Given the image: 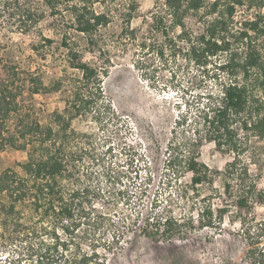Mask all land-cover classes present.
<instances>
[{
    "label": "trees",
    "instance_id": "obj_1",
    "mask_svg": "<svg viewBox=\"0 0 264 264\" xmlns=\"http://www.w3.org/2000/svg\"><path fill=\"white\" fill-rule=\"evenodd\" d=\"M114 1L0 0V23L8 18L11 27L14 24L24 36L31 35L28 48L41 61L52 57L55 49L62 50L67 67L78 73L68 75L64 69L63 77L49 87L40 67L31 70L4 59L6 47L0 39V151L9 147L24 152L26 157L19 165L20 173L9 169L0 173V195L5 198V202H0V253L8 250L7 257L16 254V259L11 256L8 264H21L23 259L27 264H104L106 255L99 256L95 246L89 252L80 243L76 250L69 249L74 247L73 228L64 223L77 215L75 211L81 207L77 202L85 189L73 188V184L68 188L65 182H75L72 173L75 132L71 122L80 112L93 108L91 97L101 95L100 73H106L102 67L83 60L73 35L83 36L89 52L104 53L99 44L105 36L101 30L112 22L114 10L121 11L119 7H111ZM95 4H103L105 9L97 11ZM137 5L136 0H124L120 16L125 25L116 36L118 39L134 40L137 30L130 23ZM160 5L149 12L145 23L149 31L168 39L169 44L164 46L172 54L177 43L182 42L186 47L180 51L198 68L222 56L215 63L224 75L219 81V91L208 95L194 134H199L201 128L207 141L231 158L224 165L209 168L193 155L180 160L169 157L164 181L159 182L142 232L155 238L160 230L161 237L168 240L185 231L218 228L226 216L234 214L248 244H259L260 239L264 242V217L261 220L255 217L257 209L264 208L263 175L240 157L245 150L244 139L251 137L264 143V48L257 43L264 35V17L260 13L264 0H161ZM239 6L254 12L234 24ZM46 17H50V22L42 26ZM186 18L199 24L201 31L194 33L187 29ZM46 29L58 37L57 44L55 37L44 33ZM174 29L180 32L176 40L169 37ZM147 39L144 35L140 46H147ZM157 53L163 57L164 49ZM64 85L71 99L65 100L63 113H53V127L42 125L31 98L59 91ZM151 182L149 174L139 185L145 190ZM160 193L167 195L165 204L158 199ZM159 203L163 204L161 208ZM178 208L180 215L174 211ZM24 210L39 214L40 220L53 218L54 224L61 225L65 238L54 228L51 232L43 231L50 233L51 241L44 238L32 241V236L39 234L31 232V226L21 221ZM251 229L255 234L250 233ZM119 237L114 232L112 244H117ZM248 253L253 264H264V247Z\"/></svg>",
    "mask_w": 264,
    "mask_h": 264
},
{
    "label": "rangeland",
    "instance_id": "obj_2",
    "mask_svg": "<svg viewBox=\"0 0 264 264\" xmlns=\"http://www.w3.org/2000/svg\"><path fill=\"white\" fill-rule=\"evenodd\" d=\"M136 1L137 13L130 23V27L137 30L133 41L116 37L125 25L120 16L124 11V0H115L111 4L121 11L114 10L112 22L101 30L105 36L99 44L104 53L89 52L83 36L73 35L83 60L102 67L106 73H100L101 95L91 97L93 108L80 112L71 122V129L75 132L72 139L75 182L66 181L65 185L72 188L70 184H73V188L85 190L77 202L81 203L75 211L77 215L68 224L62 222L73 228L74 247L69 249L76 250L77 243H80L83 250L89 252L95 246L99 256L106 255L104 264H253L249 250L263 248L264 242L260 239L259 244H248L234 214L226 216L218 228L185 231L168 240L161 237L160 230L155 238L142 232L144 218L157 197L159 182L164 181L169 157L180 160L193 155L211 168L224 165L231 156L217 151L201 128L199 134H194L208 95L219 91V81L224 75L220 74L215 63L222 56L212 59L206 67L198 68L186 59L183 50L180 51L181 47H186L182 42L177 43L175 54H172L164 46L169 44L168 39L149 31L145 23L149 12L161 6V0ZM104 7L95 4L97 11ZM253 12L254 9L249 11L245 6H239L234 24ZM260 13L264 17V7ZM7 20L0 23V39L6 47L2 53L4 59L31 70L40 67L49 87L54 80L63 77L64 69L68 75H78L67 67L62 50L55 49L52 57L41 61L28 48L32 36H24ZM48 22L50 17H46L41 25H48ZM185 24L194 33L201 31V26L192 18H186ZM44 33L53 36L47 29ZM179 33V29H174L169 37L177 39ZM144 35L148 37L147 46L142 47L140 42ZM53 37L57 44L58 37ZM257 43L258 47L264 48V35ZM161 48L164 49L163 57L157 53ZM67 98L71 99V93L65 90V85L59 91L34 95L31 101L38 121L53 127V113H63ZM242 142L245 148L240 154L242 161L258 170L264 181V143L251 137ZM25 158L24 152L9 147L0 151V173L5 169L20 173L19 165ZM149 174L152 182L144 190L145 187L139 184ZM216 184L218 186L220 181ZM142 191L145 192L141 194ZM126 192L129 196L124 194ZM166 196L160 193L158 199L165 204ZM0 202H5L2 195ZM158 205L161 208L163 204ZM174 211L176 215L181 214L179 208ZM22 216L21 221L31 226L30 231L39 234L32 236V241L40 238L51 241L50 233L43 231L48 229L51 232L54 228L60 237L65 238L61 225L54 224L53 218L40 220L39 214L29 210L22 211ZM255 217L261 220L264 208L257 209ZM254 231L251 229L250 233L255 234ZM114 232L120 236L117 244H112ZM7 253L8 250L0 253V264H8L11 256L16 259V254L7 257ZM21 264H27L26 260L23 259Z\"/></svg>",
    "mask_w": 264,
    "mask_h": 264
}]
</instances>
